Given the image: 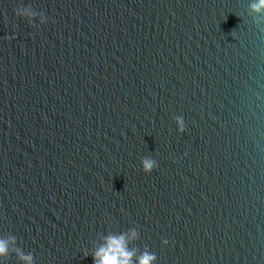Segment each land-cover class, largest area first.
I'll return each instance as SVG.
<instances>
[{"label": "water", "instance_id": "95a60500", "mask_svg": "<svg viewBox=\"0 0 264 264\" xmlns=\"http://www.w3.org/2000/svg\"><path fill=\"white\" fill-rule=\"evenodd\" d=\"M256 2L0 0V264H264Z\"/></svg>", "mask_w": 264, "mask_h": 264}, {"label": "clouds", "instance_id": "9594fccd", "mask_svg": "<svg viewBox=\"0 0 264 264\" xmlns=\"http://www.w3.org/2000/svg\"><path fill=\"white\" fill-rule=\"evenodd\" d=\"M253 10L259 11L264 8V0H257L252 5ZM17 15H23L21 11L16 9ZM179 130H183L181 127ZM143 171L150 172L155 167V162L151 159L145 158L141 161ZM136 232L130 230L129 234H108L103 237L102 243L92 253L93 264H133V257L135 256L134 250H129L128 241L130 238H135ZM167 243V241H165ZM7 251L6 244L0 241V255ZM25 259H30L25 257ZM154 254L143 252L135 261V264H154Z\"/></svg>", "mask_w": 264, "mask_h": 264}]
</instances>
